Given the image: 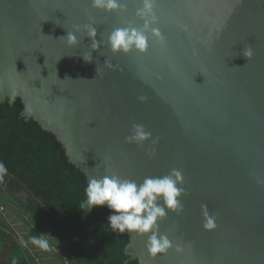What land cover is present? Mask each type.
Segmentation results:
<instances>
[{
  "label": "water",
  "instance_id": "water-1",
  "mask_svg": "<svg viewBox=\"0 0 264 264\" xmlns=\"http://www.w3.org/2000/svg\"><path fill=\"white\" fill-rule=\"evenodd\" d=\"M123 3L109 13L91 0H0V101L21 98L22 116L53 132L88 178L182 173L183 211L159 222L173 247L153 258L147 236L127 232L130 259L264 264V0H155L163 44L113 54V29L143 25L142 0ZM134 124L151 139L129 143Z\"/></svg>",
  "mask_w": 264,
  "mask_h": 264
},
{
  "label": "trees",
  "instance_id": "trees-1",
  "mask_svg": "<svg viewBox=\"0 0 264 264\" xmlns=\"http://www.w3.org/2000/svg\"><path fill=\"white\" fill-rule=\"evenodd\" d=\"M23 110L21 98L0 101V161L8 169L0 181V264H36L4 221V211L14 206L22 210L20 218L39 224L56 244L60 264H139L125 252L128 233L108 225L111 210L80 209L88 176L70 161L57 136L22 116Z\"/></svg>",
  "mask_w": 264,
  "mask_h": 264
},
{
  "label": "clouds",
  "instance_id": "clouds-1",
  "mask_svg": "<svg viewBox=\"0 0 264 264\" xmlns=\"http://www.w3.org/2000/svg\"><path fill=\"white\" fill-rule=\"evenodd\" d=\"M91 3L92 7L109 13L126 11L123 0H91ZM155 8V0H142V6L136 10V15L143 20L142 27H118L112 30L107 44L113 54H129L133 50L146 53L150 47V39L153 38L155 42L163 44L164 37L160 30L153 27L158 22ZM85 29L91 38L92 48L96 49L100 45L97 29L92 25H85ZM63 38L70 46L79 43L74 32H68ZM243 55L250 59L251 47L246 48ZM150 139L151 133L142 124H134L132 134L126 137L129 143L136 144H143ZM7 171L5 164L0 161V181H3ZM183 182V175L178 169L171 170L165 176L146 177L142 183L122 179L116 174L101 178L90 176L85 189L87 199L80 205V209H87L90 213L95 207L106 206L113 213L108 217V225L113 232L147 236V252L156 258L160 254H166L173 247L170 239L159 232V222L166 218L169 210L178 214L183 211L181 200L186 194ZM202 210L205 218L204 228L215 229V218L208 212L207 205H203ZM45 236L46 234L34 235L31 237V243L47 250L49 241ZM176 250L182 251V248L177 246Z\"/></svg>",
  "mask_w": 264,
  "mask_h": 264
},
{
  "label": "rangeland",
  "instance_id": "rangeland-1",
  "mask_svg": "<svg viewBox=\"0 0 264 264\" xmlns=\"http://www.w3.org/2000/svg\"><path fill=\"white\" fill-rule=\"evenodd\" d=\"M18 206L13 207V211H4L3 214L4 221L7 222L10 229L16 234L21 241H23V245L28 248V250L33 255L34 261L36 264H60V260L56 257L58 254V248L54 242L49 241V248L47 250H42L39 247L33 245L31 243V237L36 235L34 234V230L38 234H45L43 228L39 226L36 222L29 221L27 217L25 220L20 218L18 213H21L22 210L18 208ZM47 240V236H45ZM59 255V254H58Z\"/></svg>",
  "mask_w": 264,
  "mask_h": 264
},
{
  "label": "built area",
  "instance_id": "built-area-1",
  "mask_svg": "<svg viewBox=\"0 0 264 264\" xmlns=\"http://www.w3.org/2000/svg\"><path fill=\"white\" fill-rule=\"evenodd\" d=\"M4 210L3 206H0V212H2Z\"/></svg>",
  "mask_w": 264,
  "mask_h": 264
}]
</instances>
